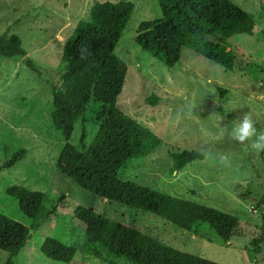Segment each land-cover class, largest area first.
<instances>
[{
    "label": "rangeland",
    "instance_id": "rangeland-1",
    "mask_svg": "<svg viewBox=\"0 0 264 264\" xmlns=\"http://www.w3.org/2000/svg\"><path fill=\"white\" fill-rule=\"evenodd\" d=\"M118 0H0V35L17 34L27 56L42 70L31 72L23 58L0 60V213L29 230V241L14 259L0 250V264H126L103 262L82 251L84 225L77 206L92 209L179 251L218 264H264V246L254 255L251 242L264 220V152L230 136L235 119L248 112L264 130V0H231L243 17H223L221 38L238 56L234 71L183 49L167 68L135 43L138 26L159 19L157 0H128L133 14L115 48L127 64L117 99L114 126L130 150L121 177L131 183L212 208L240 222V235L229 242H207L153 214L110 202L82 190L55 167L63 140L50 122V86L60 78L65 40L76 24L89 18L97 2ZM217 87L227 91L220 100ZM161 102L144 105L149 97ZM90 128L88 141L94 136ZM77 126L70 140L78 142ZM200 152L202 161L171 170V149ZM226 158V159H224ZM10 167H3L10 160ZM21 186L44 194L35 219L27 218L6 194ZM46 238L77 249L70 263L41 252Z\"/></svg>",
    "mask_w": 264,
    "mask_h": 264
},
{
    "label": "trees",
    "instance_id": "trees-1",
    "mask_svg": "<svg viewBox=\"0 0 264 264\" xmlns=\"http://www.w3.org/2000/svg\"><path fill=\"white\" fill-rule=\"evenodd\" d=\"M159 19L140 23L135 43L153 60L172 69L183 49L225 70L234 71L238 56L221 38L223 17H243V9L231 0H157ZM128 0L97 2L87 20L79 21L65 40L60 57V78L50 86L52 128L63 140L55 167L82 190L99 198L153 214L207 242H229L240 235L236 216L164 194L149 187L127 182L121 177L130 150L122 145L114 126L117 99L127 73V64L115 48L133 14ZM23 58L25 66L37 75L39 66L31 60L17 34L0 35V60ZM220 100L227 91L217 87ZM161 102L152 96L144 105ZM80 127L76 145L70 142ZM95 128L91 141L90 128ZM171 170L202 161L200 152L171 149ZM14 159L3 167L12 165ZM0 167V171H2ZM6 194L15 199L20 211L35 219L44 194L21 186H11ZM74 217L84 225L86 240L82 251L103 262L126 264H218L174 249L139 230L114 221L92 209L77 206ZM29 230L0 213V250L9 256L19 254L29 241ZM251 246L259 255L264 246V220ZM41 252L48 259L70 263L77 249L53 238H46Z\"/></svg>",
    "mask_w": 264,
    "mask_h": 264
},
{
    "label": "clouds",
    "instance_id": "clouds-1",
    "mask_svg": "<svg viewBox=\"0 0 264 264\" xmlns=\"http://www.w3.org/2000/svg\"><path fill=\"white\" fill-rule=\"evenodd\" d=\"M230 130V136L239 144L251 141L250 148L255 152H264V130L258 131L255 121L248 112H242ZM226 159V158H224Z\"/></svg>",
    "mask_w": 264,
    "mask_h": 264
},
{
    "label": "water",
    "instance_id": "water-1",
    "mask_svg": "<svg viewBox=\"0 0 264 264\" xmlns=\"http://www.w3.org/2000/svg\"><path fill=\"white\" fill-rule=\"evenodd\" d=\"M104 200H107V199H104Z\"/></svg>",
    "mask_w": 264,
    "mask_h": 264
}]
</instances>
